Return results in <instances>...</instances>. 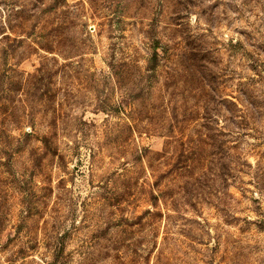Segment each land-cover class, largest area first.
Segmentation results:
<instances>
[{"label": "rangeland", "instance_id": "1", "mask_svg": "<svg viewBox=\"0 0 264 264\" xmlns=\"http://www.w3.org/2000/svg\"><path fill=\"white\" fill-rule=\"evenodd\" d=\"M0 264H264V0H0Z\"/></svg>", "mask_w": 264, "mask_h": 264}, {"label": "trees", "instance_id": "2", "mask_svg": "<svg viewBox=\"0 0 264 264\" xmlns=\"http://www.w3.org/2000/svg\"><path fill=\"white\" fill-rule=\"evenodd\" d=\"M45 52H49V51H45ZM157 53H158V49H157ZM156 55H158V54H156Z\"/></svg>", "mask_w": 264, "mask_h": 264}]
</instances>
